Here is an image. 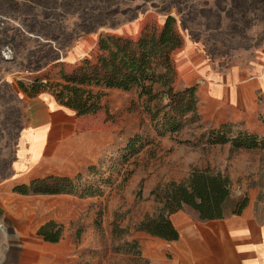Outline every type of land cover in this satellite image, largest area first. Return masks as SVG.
<instances>
[{
	"label": "rangeland",
	"instance_id": "obj_1",
	"mask_svg": "<svg viewBox=\"0 0 264 264\" xmlns=\"http://www.w3.org/2000/svg\"><path fill=\"white\" fill-rule=\"evenodd\" d=\"M168 16L178 20L185 47L202 50L222 72L264 54V0H0V264H20L21 252L31 251L25 245L34 228L55 211L50 198L13 191L20 186L13 177L29 125L32 86L41 83L37 96L53 95L63 73L90 56L101 34L136 36L147 18L163 24ZM98 91L107 117L137 130L140 142L128 149L131 140L94 174L97 188L113 180L112 193L91 206L94 213H87L85 223L62 225L64 240L77 247L78 264H147L135 244V226L158 207L150 191L186 180L194 168L229 175L232 201L248 197L264 219V149L213 148L197 140L208 132L200 123L161 136V121L152 123L135 93ZM235 125L233 135L246 130Z\"/></svg>",
	"mask_w": 264,
	"mask_h": 264
},
{
	"label": "crops",
	"instance_id": "obj_2",
	"mask_svg": "<svg viewBox=\"0 0 264 264\" xmlns=\"http://www.w3.org/2000/svg\"><path fill=\"white\" fill-rule=\"evenodd\" d=\"M177 63L183 84L198 87L199 123L204 130L232 123L253 134L264 133V54L254 62L222 72L213 67L202 50L187 45ZM105 91L135 93L134 100L140 102L145 112V101L139 98L136 89ZM101 105L97 114L77 116L76 111L59 104L51 94L31 98L29 125L23 133L24 147L19 151L13 177L15 186L29 185L48 176L74 179L79 174L83 175L82 182L96 183L94 174L100 172L104 160L123 152L137 135V130L129 132L116 117H107L105 100H101ZM114 112L111 109L113 117ZM211 147L232 150L231 144ZM90 168H95L94 174L89 172ZM112 182L99 186L93 196L31 195L50 198L55 211L34 228L31 241L25 245L31 251L27 250L25 255L21 252L20 264H78L77 247L64 240V230L56 243L45 241L37 232L52 221L64 227L84 224L87 213H94L91 206L110 194ZM190 210L171 216L179 233L176 241L135 230L141 256L147 264H264V219L250 202L241 215L228 214L216 220H201L195 210Z\"/></svg>",
	"mask_w": 264,
	"mask_h": 264
},
{
	"label": "trees",
	"instance_id": "obj_3",
	"mask_svg": "<svg viewBox=\"0 0 264 264\" xmlns=\"http://www.w3.org/2000/svg\"><path fill=\"white\" fill-rule=\"evenodd\" d=\"M184 48L185 37L174 16H168L163 24L149 17L136 36L101 34L90 56L75 64L70 73H63L64 82L58 83L52 94L59 104L76 111L77 116H84L97 114L102 109L104 94L95 89H136L139 98L145 101V112L152 123L156 125L161 121L159 135L180 132L189 123L201 121L198 87L185 86L178 69L177 55ZM40 86L39 82L32 86L30 96L39 95ZM19 87L24 93H29L23 83H19ZM262 120L264 123V116ZM234 128L235 124H223L209 129L197 140L209 145L231 144L233 150L264 149V137L247 130H238L233 135ZM139 142L138 138L132 139L128 149ZM89 172H95V168H90ZM82 178V174L74 179L48 176L33 180L29 185L17 186L13 191L22 195L79 194L85 197L97 194V186L82 182ZM231 186L230 176L221 171L194 168L186 180L172 181L153 189L151 196L158 207L153 214H146L135 230L176 241L179 233L171 216L186 207L195 210L205 221L223 219L228 214L241 215L249 198L233 202ZM62 233L63 226L53 221L37 232L38 236L52 243L59 242ZM135 244L138 246L137 241Z\"/></svg>",
	"mask_w": 264,
	"mask_h": 264
}]
</instances>
